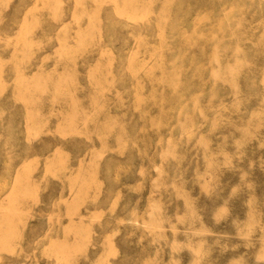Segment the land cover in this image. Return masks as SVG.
I'll list each match as a JSON object with an SVG mask.
<instances>
[{
  "label": "rangeland",
  "instance_id": "obj_1",
  "mask_svg": "<svg viewBox=\"0 0 264 264\" xmlns=\"http://www.w3.org/2000/svg\"><path fill=\"white\" fill-rule=\"evenodd\" d=\"M0 264H264V0H0Z\"/></svg>",
  "mask_w": 264,
  "mask_h": 264
},
{
  "label": "crops",
  "instance_id": "obj_2",
  "mask_svg": "<svg viewBox=\"0 0 264 264\" xmlns=\"http://www.w3.org/2000/svg\"><path fill=\"white\" fill-rule=\"evenodd\" d=\"M207 2L209 4H211L212 3V0H207ZM177 27H178V25L174 21V15L171 14L170 12H167L165 14V16H164V25L162 27L165 30L166 37H167L166 38V41L167 42H170L171 43V41H172L173 38L171 37V35H169V32L172 34L173 31H175L177 29ZM198 28H199V21L197 22L196 32H195V35H194V37H195L196 40H198L197 39L198 38V30H199Z\"/></svg>",
  "mask_w": 264,
  "mask_h": 264
}]
</instances>
